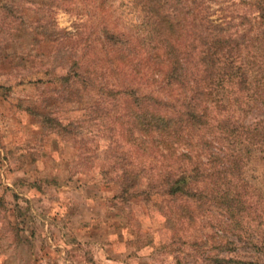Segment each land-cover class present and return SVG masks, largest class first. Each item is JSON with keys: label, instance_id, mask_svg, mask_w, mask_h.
Wrapping results in <instances>:
<instances>
[{"label": "rangeland", "instance_id": "374dc122", "mask_svg": "<svg viewBox=\"0 0 264 264\" xmlns=\"http://www.w3.org/2000/svg\"><path fill=\"white\" fill-rule=\"evenodd\" d=\"M9 1L16 3L13 13L1 7ZM222 7L213 5L212 18L254 10L239 0ZM133 11L129 0H0V264L252 259L244 235L231 248L217 244L225 242L223 232L236 238L219 208L194 222L182 220L183 201L147 193L143 175H130V190L142 194L128 203L112 200L120 179L112 169L117 147L108 138L115 130L91 105L103 104L97 84L118 78L102 50V29L129 32ZM72 51L95 74L93 82L60 80ZM262 116L255 110L243 120ZM242 170L264 192L261 153H250Z\"/></svg>", "mask_w": 264, "mask_h": 264}, {"label": "trees", "instance_id": "16d2710c", "mask_svg": "<svg viewBox=\"0 0 264 264\" xmlns=\"http://www.w3.org/2000/svg\"><path fill=\"white\" fill-rule=\"evenodd\" d=\"M226 1L129 0L130 33L102 29V50L118 78L97 84L103 104L91 107L115 130L108 137L117 147L115 203L142 194L130 190V175H143L147 193L183 201L182 220L219 208L236 237L223 232L219 247L231 248L244 235L253 251L244 264H264V192L242 176L250 153L264 161V0H239L254 10L212 18L213 5L223 10ZM15 5L1 7L13 13ZM69 54L60 80L93 82L76 51ZM255 110L263 116L244 122ZM177 236L172 229L171 244Z\"/></svg>", "mask_w": 264, "mask_h": 264}]
</instances>
